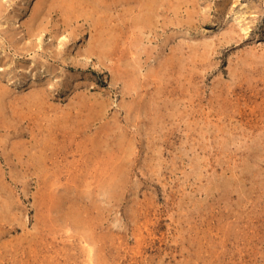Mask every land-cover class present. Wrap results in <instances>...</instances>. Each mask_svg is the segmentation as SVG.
<instances>
[{"label": "rangeland", "instance_id": "1", "mask_svg": "<svg viewBox=\"0 0 264 264\" xmlns=\"http://www.w3.org/2000/svg\"><path fill=\"white\" fill-rule=\"evenodd\" d=\"M38 1L0 0V264H215L227 215L264 264V0Z\"/></svg>", "mask_w": 264, "mask_h": 264}, {"label": "bare ground", "instance_id": "2", "mask_svg": "<svg viewBox=\"0 0 264 264\" xmlns=\"http://www.w3.org/2000/svg\"><path fill=\"white\" fill-rule=\"evenodd\" d=\"M105 2V0H39L38 4H49L48 5V11L51 10V7L53 6V4H62V6L64 7V14L66 15L69 11V9L71 8L70 4H98V8L99 4H103ZM116 2V0H112L111 4H114ZM148 8V7H147ZM149 9V8H148ZM38 10V9H37ZM62 11V10H61ZM40 12V11H39ZM97 12V11H95ZM49 13V12H47ZM63 13V12H62ZM94 13V12H93ZM97 14V13H96ZM63 15V14H62ZM33 17V16H32ZM67 17V15H66ZM145 18V17H144ZM38 19V18H37ZM34 20V19H33ZM100 21V20H99ZM5 90V89H4ZM110 177V176H109ZM111 178V177H110ZM114 178V177H113ZM219 219V218H218ZM230 216L227 215L223 225H221V221L220 220H216L214 225H213V230H214V255H215V264H217V262H219V257L221 256L220 252H219V248H220V243L217 241V239H221L223 242V245L226 247L228 244V241L230 240V236L232 233V225L230 224ZM220 235V236H219ZM228 252H225V257L227 256ZM232 259L229 258L228 261H230ZM227 262V261H226ZM219 264V263H218ZM227 264H232L231 261L230 263Z\"/></svg>", "mask_w": 264, "mask_h": 264}]
</instances>
